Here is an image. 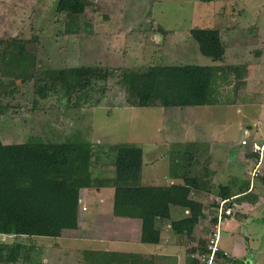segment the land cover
Instances as JSON below:
<instances>
[{"label":"rangeland","instance_id":"1","mask_svg":"<svg viewBox=\"0 0 264 264\" xmlns=\"http://www.w3.org/2000/svg\"><path fill=\"white\" fill-rule=\"evenodd\" d=\"M84 1V14L68 17L57 13L58 0H0V141L90 143L94 173L96 168H114L116 144H134L145 152L144 175L165 168L168 153L182 150L176 144H207L209 149L204 151L210 154L202 153L201 148L194 156L202 158L201 166L213 172L209 187L213 196L225 183L234 185L233 194L246 192L239 182L249 185L256 157L250 152L251 145L242 142H264V0ZM194 28L220 30L226 47L223 61L214 62L200 53L190 35ZM12 41L17 48L24 47L27 74L8 66L6 56L5 61L1 58ZM187 64L236 67L239 74L220 79L218 104L191 109L163 108L159 103L145 108L131 106L119 83V76L130 70ZM255 64L261 68L254 72ZM81 66L108 69L114 77L69 97L61 91L51 92L47 98L37 93L43 73ZM208 133L213 137L211 142L207 141L211 139ZM217 144L223 148L217 149ZM246 151L250 162L241 158ZM152 159L159 161L151 163ZM226 160L235 179L217 175L218 181L213 182ZM263 173L261 169L253 191L241 205L235 202L234 214L222 224V243L231 250L233 264H264ZM210 194L201 197L206 212L212 210L214 197ZM167 221L162 220L161 227L169 232L171 221ZM202 226L199 237L205 241L209 223ZM32 237L0 234V243H34L32 264H79L70 251L52 256L60 249H50L48 243L38 247L41 237ZM50 241L64 246L68 242L58 238ZM152 248L156 246H133L140 253ZM147 264L154 263L148 260Z\"/></svg>","mask_w":264,"mask_h":264},{"label":"trees","instance_id":"2","mask_svg":"<svg viewBox=\"0 0 264 264\" xmlns=\"http://www.w3.org/2000/svg\"><path fill=\"white\" fill-rule=\"evenodd\" d=\"M200 1L209 3L213 0ZM85 10L84 0H58L56 8L57 13L68 17L82 15ZM190 35L198 43L203 56L214 62L223 61L226 47L219 29L194 28ZM13 42L3 51L1 58L5 61L6 56L8 66H16L17 70L22 69L27 74L24 47L21 44L17 48ZM232 73L239 74V69L192 64L153 66L123 72L119 83L127 92L131 106L145 108L159 103L163 108L202 107L218 104L217 85L223 76ZM112 77L114 74L110 70L97 66L49 71L39 78L41 84L37 93L47 98L51 92L61 91L69 97ZM175 147L182 150L172 149L168 153L169 178L182 183L144 186L143 148L138 145L116 144L113 149L115 177L104 179L95 176L92 170L95 155L90 143L38 140L4 144L0 141V234L18 238L51 236L55 221L65 222L69 229L77 228L81 190L86 188L113 187L114 215L140 219L141 242L154 245L161 240L159 221H171V230L175 234L190 236L200 220H208L209 215L216 213L219 206L217 198L234 197L229 206L247 199L248 193L244 190L241 194H233L229 186H219V191L213 196L209 189L213 172L209 167L201 166L202 158L194 156L201 148L202 153L210 154V151H204L209 149L207 144L190 142L176 144ZM262 177L264 182V174ZM201 192L211 193L214 197L210 212L205 213V204L193 196ZM173 208L187 210L188 215L173 219ZM205 247L206 241L200 239L190 251L204 250ZM31 256V248L20 241L0 243V264H28L32 261ZM142 259L145 261L143 256L135 254H110L108 260L111 264H147V260L143 263ZM187 260V264H195L189 257Z\"/></svg>","mask_w":264,"mask_h":264},{"label":"crops","instance_id":"3","mask_svg":"<svg viewBox=\"0 0 264 264\" xmlns=\"http://www.w3.org/2000/svg\"><path fill=\"white\" fill-rule=\"evenodd\" d=\"M261 68L259 64H255L252 69L255 72L256 70ZM187 109L191 108H199V107H186ZM201 108V107H200ZM200 129V128H199ZM209 134V133H208ZM201 135V134H200ZM199 135V136H200ZM210 135V134H209ZM211 139L207 140L209 142L213 141V137L210 135ZM197 141H202L198 139ZM206 142V140H205ZM213 143V142H212ZM243 144V142H242ZM244 146L251 145L250 152L254 154L256 157V163L253 168L260 164L261 169L264 170V142L259 145L254 142H247V144H243ZM219 146V147H218ZM223 148L217 144V149ZM215 149V147H214ZM217 149L214 151V155H217ZM225 149V148H224ZM213 150V149H211ZM226 150V149H225ZM249 151V150H248ZM248 151L241 154L242 160L249 161ZM151 152L149 151V155ZM163 158H166L163 156ZM159 161V160H158ZM157 159L150 160L151 163H158ZM145 152L143 150V166L145 167ZM226 165L224 168L220 170L219 173H215L216 175L213 177V182L218 181L216 178L217 175L220 177L222 175H228L231 179H235V173L228 170L230 166L227 164V160L225 161ZM213 163V162H212ZM143 167V169H144ZM226 167V168H225ZM142 169V184L144 186H159V185H167L173 183H182L180 180H172L169 178V164L165 166V168H157L153 170L147 171V174L144 175V170ZM260 169V170H261ZM226 170V173H225ZM250 175V183L249 185L240 183V186L244 185L245 189H247L246 193H251L254 189L256 178H252V172ZM146 173V172H145ZM95 176L101 177L104 179H112L115 177V167L112 169L108 168L106 170L97 169L95 171ZM264 174V173H263ZM99 175V176H98ZM145 178V180H144ZM259 179V178H258ZM166 182V184H165ZM212 182V181H211ZM219 185V183H217ZM222 186H229L235 188L232 184H223ZM245 192V191H244ZM204 194V193H203ZM201 193H194L193 196L201 201L202 197ZM216 194V193H215ZM114 197H115V189L113 187H102V188H86L81 190V198L80 205L81 208L79 210V220L77 228L69 229L65 222L55 221L53 223V235L51 236H33L32 239H40L43 241L38 247H42V245L46 246L49 244L50 249L56 248V253H52V256H58V251L69 252L71 254H75L74 260L79 264H111L109 262L110 254H135L140 255L145 258V260L152 261L154 264H187L188 253L190 249L194 247L198 241L200 240V227L203 228V223H206L207 220H200L198 225L196 226L194 232L190 236L177 235L172 230L171 227L168 230L163 231L161 225V221L158 222V228L161 230V240L160 243L155 245L156 248H152V250H148L145 253L136 252L133 250L134 244H143L141 242V227L142 222L137 218H128V217H117L114 215ZM234 198V197H233ZM218 199V198H217ZM203 202V201H202ZM243 203V202H242ZM240 203V205L242 204ZM237 204L234 203L233 208ZM86 208V210H84ZM205 213H207L205 211ZM234 214V211H233ZM188 215L187 210L183 209H172V217L173 219H180ZM231 217V216H230ZM228 220V218H227ZM168 222V221H167ZM203 222V223H202ZM60 239L68 241L67 244L60 245L59 243H54L50 241L51 239ZM70 242H74L72 245ZM11 244V243H10ZM24 244V243H23ZM31 254L33 250L36 249L34 243L30 246ZM144 245V244H143ZM151 245L154 244H145ZM221 246L224 250H226L231 255V250L226 247L222 243ZM55 249V250H56ZM63 249V251H62ZM66 251V252H65ZM73 251V252H71ZM70 255L68 256V258ZM64 259H67L66 257ZM143 260V259H142ZM64 262L62 259L59 260ZM106 261V262H105ZM29 262L28 264H30ZM65 263V262H64ZM32 264V263H31Z\"/></svg>","mask_w":264,"mask_h":264},{"label":"built area","instance_id":"4","mask_svg":"<svg viewBox=\"0 0 264 264\" xmlns=\"http://www.w3.org/2000/svg\"><path fill=\"white\" fill-rule=\"evenodd\" d=\"M243 144H247L243 141ZM260 164H258L252 172V178L260 174ZM231 199H217L219 206L215 209L216 213L209 218V232L205 236L206 247L204 250L190 251L188 257L195 261V264H233L229 253L221 246L222 224L225 220L233 215V206H229ZM86 210V208H84Z\"/></svg>","mask_w":264,"mask_h":264}]
</instances>
